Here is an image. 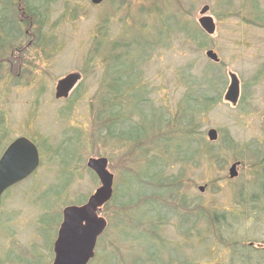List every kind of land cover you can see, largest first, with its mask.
I'll return each mask as SVG.
<instances>
[{
	"label": "rangeland",
	"instance_id": "rangeland-1",
	"mask_svg": "<svg viewBox=\"0 0 264 264\" xmlns=\"http://www.w3.org/2000/svg\"><path fill=\"white\" fill-rule=\"evenodd\" d=\"M111 74L128 81L112 139ZM17 137L40 164L1 196L0 264H51L62 209L99 187L86 168L99 157L113 194L88 264H264V0H0V155Z\"/></svg>",
	"mask_w": 264,
	"mask_h": 264
},
{
	"label": "water",
	"instance_id": "water-1",
	"mask_svg": "<svg viewBox=\"0 0 264 264\" xmlns=\"http://www.w3.org/2000/svg\"><path fill=\"white\" fill-rule=\"evenodd\" d=\"M90 1L92 4H99L104 0ZM207 12L208 7L204 6L200 11L202 17L198 24L205 34L212 35L215 24L211 17L205 16ZM205 56L213 63L219 62L212 51H206ZM228 76L230 83L225 100L235 105L238 98V81L235 75L229 73ZM79 81L80 75L77 73L60 79L55 87L54 98H67ZM206 136L209 141H215L217 133L215 130H208ZM39 164L38 149L33 142L26 137H18L11 141L0 155V199L8 189L29 178L38 169ZM236 166L233 164L228 170L230 179L237 176ZM86 168L95 175L99 187L83 204L62 209V220L52 245L51 264H88L94 256L97 239L106 228L100 211L112 198L113 176L104 157L89 158Z\"/></svg>",
	"mask_w": 264,
	"mask_h": 264
},
{
	"label": "trees",
	"instance_id": "trees-1",
	"mask_svg": "<svg viewBox=\"0 0 264 264\" xmlns=\"http://www.w3.org/2000/svg\"><path fill=\"white\" fill-rule=\"evenodd\" d=\"M115 66L116 65L114 64V67ZM111 68L113 69L112 66H111ZM126 83H128V81H126L125 83L123 81H121L119 83V79H114V77L111 74V125L109 126V128H108L109 132L107 133V137H110L111 139L114 138V136L119 133V131L114 129V126H115V128H118L120 125H122L124 122H126L124 120V118L122 117L121 111L120 110H116L117 105L120 106L119 102L116 103V100L119 97H122L124 95V86H125ZM121 84H122V86H121ZM134 112L137 113L136 111L131 110V112H130L131 115L134 114ZM127 120L131 121L130 118H127ZM130 126H132V125H130ZM132 127H137V125H133ZM120 141L129 142V141H132V140H130L128 137H125L124 139H122ZM175 149L178 150V147H176ZM174 153H175V151H174ZM192 154H193V152H192ZM184 155H185L184 157H186V158H190L192 156V155H190V156L187 157V154H184ZM174 157L176 159H178L179 155L174 154ZM168 159H169V157H168ZM184 161L185 160L183 159V162Z\"/></svg>",
	"mask_w": 264,
	"mask_h": 264
},
{
	"label": "flooded vegetation",
	"instance_id": "flooded-vegetation-1",
	"mask_svg": "<svg viewBox=\"0 0 264 264\" xmlns=\"http://www.w3.org/2000/svg\"><path fill=\"white\" fill-rule=\"evenodd\" d=\"M236 164H238V163H236ZM250 246H251V244H250Z\"/></svg>",
	"mask_w": 264,
	"mask_h": 264
}]
</instances>
